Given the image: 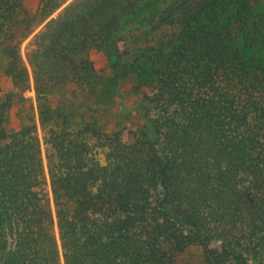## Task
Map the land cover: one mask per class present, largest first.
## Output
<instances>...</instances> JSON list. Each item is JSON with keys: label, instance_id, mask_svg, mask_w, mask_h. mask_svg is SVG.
Masks as SVG:
<instances>
[{"label": "trees", "instance_id": "trees-1", "mask_svg": "<svg viewBox=\"0 0 264 264\" xmlns=\"http://www.w3.org/2000/svg\"><path fill=\"white\" fill-rule=\"evenodd\" d=\"M68 1L0 0V264H264V0H71L41 139Z\"/></svg>", "mask_w": 264, "mask_h": 264}, {"label": "rangeland", "instance_id": "rangeland-1", "mask_svg": "<svg viewBox=\"0 0 264 264\" xmlns=\"http://www.w3.org/2000/svg\"><path fill=\"white\" fill-rule=\"evenodd\" d=\"M38 1L39 0H25L24 6L25 8L30 11V12H35L37 7H38ZM69 0L65 5H63L59 10H57L52 16H50L45 22L37 26V28L33 31L31 36L27 38L22 46V55L24 58V61L26 63L27 69L30 74V82H31V89L27 90L25 93V97L28 98L27 105H31L32 111L35 115V120L38 126V132L39 136L42 139V128L40 125V119H39V110H38V101H37V95L35 92V75L33 73V68L30 65L27 57V45L30 39L38 34L40 31L43 30L45 24L52 18L56 17V15L70 2ZM148 15V12L144 11L140 13L138 18L140 20V23L136 21L137 24H133V26L128 23V27L132 28H138L139 30H148L149 28L146 26L145 21L142 20L145 16ZM156 32V31H155ZM140 33V32H138ZM96 64L98 65V69L103 70L106 66V60L101 59V60H96ZM121 89L125 92V97L124 101H122V104H118V102L121 100L120 97H117L116 95L114 96V99L108 100L107 98H102L104 99L101 104V110H102V117L104 119V122L108 125L109 128H112V126L116 123L119 122L121 125L126 126L127 128H132V129H139L142 128L143 126V121L141 119L140 113L136 110V106L138 104V98L135 93H132L130 91L129 84L122 83ZM114 100V101H113ZM80 101V100H79ZM113 101V103H111ZM21 110V109H20ZM24 112V110H21ZM22 120L19 119L18 123H20Z\"/></svg>", "mask_w": 264, "mask_h": 264}]
</instances>
